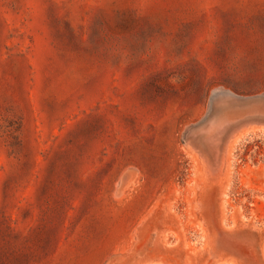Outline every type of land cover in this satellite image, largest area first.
I'll return each mask as SVG.
<instances>
[{"label": "rangeland", "instance_id": "374dc122", "mask_svg": "<svg viewBox=\"0 0 264 264\" xmlns=\"http://www.w3.org/2000/svg\"><path fill=\"white\" fill-rule=\"evenodd\" d=\"M0 264H264V0H0Z\"/></svg>", "mask_w": 264, "mask_h": 264}]
</instances>
